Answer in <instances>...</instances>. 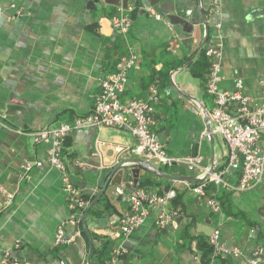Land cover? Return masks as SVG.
Masks as SVG:
<instances>
[{
	"label": "crops",
	"instance_id": "obj_1",
	"mask_svg": "<svg viewBox=\"0 0 264 264\" xmlns=\"http://www.w3.org/2000/svg\"><path fill=\"white\" fill-rule=\"evenodd\" d=\"M88 1L0 0V264L6 252L21 256L23 264H88L90 252L92 264H204L199 247L214 230L220 231L224 251L214 264L218 257H229L231 264H264L257 255L264 249V174L249 190H221L223 211L216 213L205 197L189 190V178L200 176V169L149 162L164 175L141 168L152 183L140 188L177 189L168 206L174 217L161 225L158 209L148 207L143 222L123 234L126 189L117 199L103 195L85 225L82 220L102 189V167L125 158L144 160L130 151L137 142L132 132L92 127L66 137L62 156L84 196L82 210L71 208L62 173L49 163L47 146L31 135L87 114L101 79L132 47L140 60L127 73L122 100L147 99L156 84L161 97L154 104L153 129L168 155L201 156L205 170L214 160L217 171L237 183L241 171L228 166L226 142L217 135L212 143L207 136L204 112L212 117L215 101L206 90L209 68L200 73V64L209 62L207 48L218 49L220 89L235 91L241 81L251 107L264 104V0H129L128 9L92 8ZM121 13L132 18L127 37L112 24ZM181 19L192 27L177 22ZM7 194L13 200L4 206ZM61 224L73 241L56 244Z\"/></svg>",
	"mask_w": 264,
	"mask_h": 264
},
{
	"label": "built area",
	"instance_id": "obj_2",
	"mask_svg": "<svg viewBox=\"0 0 264 264\" xmlns=\"http://www.w3.org/2000/svg\"><path fill=\"white\" fill-rule=\"evenodd\" d=\"M158 19L161 16H157ZM113 27L126 36L132 26V18L128 13L116 14L112 17ZM219 52L214 47L205 50L209 60V73L206 90L214 97L215 109L212 112L214 132L219 135L228 146V166L241 171L237 183L229 182L223 171H217L202 182L188 183L189 190L198 197H205L213 212L222 213V204L218 197L223 189L232 192H242L251 189L260 183L264 174V142L260 143L261 132L264 130V104L251 107L250 99L240 92L241 81L237 82L235 91H223L219 87L220 65L216 60ZM140 60V54L132 47L121 55L116 63L115 70L100 81V91L94 96L91 108L85 115H79L70 121L58 126L43 127L32 131L31 135L36 144L47 146V158L51 165L60 170L63 177L64 190L70 196V206L74 210L85 207V199L80 190L74 185L69 172L68 163L63 160V148L69 133L87 128L116 127L129 129L136 137L137 142L130 151L144 160L172 167L175 164H185L190 170H207L202 167L201 156H170L165 146L158 139L154 131V104L161 97L159 88L152 84L147 99L133 98L122 100L126 90L127 73L135 68ZM233 111V113H232ZM80 163V162H79ZM42 165V162H37ZM82 164V163H81ZM33 165H28L30 171ZM213 185V189H211ZM123 194L124 188L117 189ZM177 197V189L169 188L163 193H152L144 188H138L128 194L129 208L120 218V228L123 234L129 233L138 227L148 213V207L158 209V219L161 225H166L174 217L175 212L168 206ZM13 200L12 194H7L5 205ZM1 212V210H0ZM70 222L77 221L71 219ZM220 231L214 230L210 235L209 243L213 247V256L210 264H214L219 253L224 252L219 242ZM74 240L68 237L65 224L58 226L55 236L56 244H65ZM119 249L117 254H121ZM10 252H6V257ZM258 257L264 258V249L257 250Z\"/></svg>",
	"mask_w": 264,
	"mask_h": 264
},
{
	"label": "water",
	"instance_id": "obj_3",
	"mask_svg": "<svg viewBox=\"0 0 264 264\" xmlns=\"http://www.w3.org/2000/svg\"><path fill=\"white\" fill-rule=\"evenodd\" d=\"M159 0H152L153 4H157ZM129 0H89L88 5L92 8L97 7L98 9H102L108 5L112 6H123L125 9H128ZM174 17V16H173ZM203 17L205 19V15L203 14ZM180 24L183 26H189L192 27V24L184 19H181ZM208 27H206V35L203 40V45L207 41L208 37ZM202 45V47H203ZM206 115L205 117V124H206V131L207 136L210 138L211 142L214 143L216 139H218L217 134L214 132L213 129V121L212 117L208 112H204ZM135 161V162H134ZM139 162V165H136L135 163ZM141 168H143L146 171L153 172V173H159L161 175H164L160 170L155 168L151 163H149L146 160L141 159H121L118 162L112 164V165H105L102 167V172L100 173V181H101V191L96 196V199L94 202H92L86 209L85 215L82 220V224L85 225L84 219L90 209L93 207V205L98 201L103 195L110 196L114 199L122 197L123 194L118 193L117 189L120 187H123L128 192L132 193L136 189L140 188L144 184H150L152 181L148 178L147 175L141 174ZM217 170V164L213 160L210 168L205 172L203 176H197L193 178H189L190 183H197L207 180L211 174L215 173ZM90 196H87L86 199L89 200ZM92 256L93 252H90L88 264H92ZM6 260L2 262V264H23V258L19 255H9Z\"/></svg>",
	"mask_w": 264,
	"mask_h": 264
},
{
	"label": "trees",
	"instance_id": "obj_4",
	"mask_svg": "<svg viewBox=\"0 0 264 264\" xmlns=\"http://www.w3.org/2000/svg\"><path fill=\"white\" fill-rule=\"evenodd\" d=\"M135 11H136V9L133 11V13ZM200 67H201L200 73L201 72H203V73L208 72L209 62L207 61V59H204L203 61H201ZM222 211H223V207H222ZM199 248H200V251H201L202 262L204 264H210V262L212 260V256H213V247L211 246V244L208 241H205V242L202 243V245H200ZM218 259H219V263L218 264H231V261H230L229 257L228 258L227 257L226 258L225 257H221V258L218 257Z\"/></svg>",
	"mask_w": 264,
	"mask_h": 264
}]
</instances>
